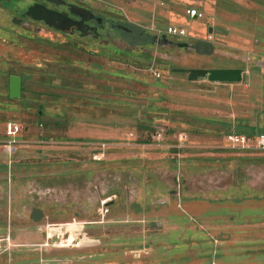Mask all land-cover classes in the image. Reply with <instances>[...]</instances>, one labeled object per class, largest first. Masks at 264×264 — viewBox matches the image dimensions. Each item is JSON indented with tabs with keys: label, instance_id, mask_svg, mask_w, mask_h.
<instances>
[{
	"label": "rangeland",
	"instance_id": "obj_1",
	"mask_svg": "<svg viewBox=\"0 0 264 264\" xmlns=\"http://www.w3.org/2000/svg\"><path fill=\"white\" fill-rule=\"evenodd\" d=\"M164 8L174 24L204 29V20L183 21L186 8L178 3ZM155 22L157 29L173 24ZM216 27L211 55L151 44L149 67L134 53L118 59L97 47L63 52L62 38L48 47L0 36V136L8 122L26 128L42 110L67 119L68 131L58 135L78 140L0 139V264H264V153L232 151L225 139L238 124L264 129V75L249 66L239 84L189 81L191 70L239 63L227 53L238 58L243 43H264V30L224 17ZM65 63L75 74L63 70ZM11 75L23 79L15 111L4 104ZM53 87L69 98L39 97ZM138 124L153 130L133 129ZM35 130L44 137V128ZM147 139L148 146L127 145ZM101 145L105 157L96 162ZM131 153L165 163H126ZM169 190L174 221L143 217L142 204L147 209Z\"/></svg>",
	"mask_w": 264,
	"mask_h": 264
},
{
	"label": "flooded vegetation",
	"instance_id": "obj_2",
	"mask_svg": "<svg viewBox=\"0 0 264 264\" xmlns=\"http://www.w3.org/2000/svg\"><path fill=\"white\" fill-rule=\"evenodd\" d=\"M166 2L178 3L185 10L196 8L202 15L200 19L205 21L204 29L191 32L190 37L183 40L167 36L158 38L150 33L151 18L155 29L160 28L155 25L156 19L166 23L177 20L172 11L173 19L164 14ZM219 17L230 22L239 20L240 24L249 21L256 32L264 30V0H0V36L10 40L16 37L48 47H55L54 39L62 38L58 47L63 52L70 47L81 50L97 47L99 50L108 49L118 59L129 57L132 53L138 58L149 55L146 48L151 44L181 52L190 49L202 57L211 55L217 46L214 36L218 35L216 21ZM181 19L190 21L186 17ZM222 30L228 38L230 28ZM196 32L199 34L195 35ZM54 35L56 37L53 38ZM251 43V47L246 48ZM260 46L264 47V43L259 39L243 43L245 51L241 49L238 58L232 57L231 52L226 55L228 60L237 59L239 63L227 62L216 69L241 70L244 78L246 68L252 66L264 75V53ZM201 47L206 50H201ZM65 227L74 231L73 224Z\"/></svg>",
	"mask_w": 264,
	"mask_h": 264
},
{
	"label": "built area",
	"instance_id": "obj_3",
	"mask_svg": "<svg viewBox=\"0 0 264 264\" xmlns=\"http://www.w3.org/2000/svg\"><path fill=\"white\" fill-rule=\"evenodd\" d=\"M186 16L190 20L200 19L202 17L201 13L196 8H190L186 10ZM155 36L158 38L167 36L169 38H174L177 40H183L185 38L190 37V31H188L184 26L171 24L166 26L164 29H152ZM157 78H161V75H156ZM42 127V126H41ZM161 130H157L155 135L153 136L155 145H157V148H162V135ZM19 133V127L17 125H11L9 124L7 126V135L8 137H11V142H9V145L16 144V137ZM226 141H228L231 144L230 150L232 151H242V152H248V151H259L264 153V133L257 134L253 137H248L246 135H239L235 133H229L225 137ZM103 152H100L99 154L94 155L93 160L96 162H101L104 160L106 145H101ZM11 150V149H10Z\"/></svg>",
	"mask_w": 264,
	"mask_h": 264
},
{
	"label": "crops",
	"instance_id": "obj_4",
	"mask_svg": "<svg viewBox=\"0 0 264 264\" xmlns=\"http://www.w3.org/2000/svg\"><path fill=\"white\" fill-rule=\"evenodd\" d=\"M5 104V108H7V109H9V110H13V111H15V110H17V108H18V104L17 103H14L13 101H11V102H5L4 103ZM9 124H11V125H17L18 127H19V133L17 134V137H16V139H43V137H40V135H36L34 132L36 131L35 130V127H38L39 125L37 124V122H33L31 125H26L25 127L26 128H24V125L23 124H19V123H15V122H8L7 123V126L9 125ZM21 127H23L24 128V130L23 129H21ZM39 128H41V126H39ZM133 129H136V127L134 126V128ZM24 131V132H23ZM39 131V130H38ZM40 131H41V129H40ZM119 133V132H118ZM128 136H134L133 134H130V135H128ZM0 139H13V138H11V137H8V135H7V127H6V135H1L0 136ZM88 139V138H87ZM120 143H114V144H112V145H119ZM121 145V144H120ZM128 146H130V147H132V146H140V145H143V146H148V145H144V144H140L139 142L138 143H136V142H134V144H127ZM115 146V147H116ZM132 155H131V157H135V158H133V159H127V161H126V163H133V162H135V161H141V162H143V161H145V162H148V164H151V165H153V166H157V167H159V165H163L164 163H165V161H161V160H163V159H160V158H158V159H154L153 161H149V160H143V159H136V158H139V157H141V156H136L134 153H131ZM144 163V162H143ZM154 168V169H152V171L153 172H157V171H160L161 173H163L164 175H167V174H169V175H171L172 173H171V171H167V170H163V169H159V168ZM150 172H151V170H149ZM153 172L152 173H150L151 175L153 174ZM162 197L160 198V200L159 199H152L150 202H149V204L147 205V206H145L147 209H144V204H142V209H143V217H145L147 220H151V219H153V218H155V217H161V218H164L165 219V223H172V221H174V220H172V217L173 216H175V214L174 213H172V211L170 210V208H169V204L170 203H175L176 202V200L174 201L173 199H171L172 197H175V194H174V191H172V190H169L168 191V195L166 196V195H161ZM161 201V202H160ZM192 202V201H191ZM151 203V204H150ZM185 203V209H184V211H185V213L187 212V213H190V211L188 210L189 209V206H188V204H187V201L186 202H184ZM160 206H161V208H160ZM168 206V207H167ZM188 207V208H187ZM142 211V210H141ZM137 213H139L138 211H136Z\"/></svg>",
	"mask_w": 264,
	"mask_h": 264
},
{
	"label": "trees",
	"instance_id": "obj_5",
	"mask_svg": "<svg viewBox=\"0 0 264 264\" xmlns=\"http://www.w3.org/2000/svg\"><path fill=\"white\" fill-rule=\"evenodd\" d=\"M78 50V49H77ZM75 50L74 47H71V52L77 51ZM211 52V51H210ZM137 57V56H136ZM138 58V57H137ZM139 58L143 59V61H148V67L151 66V63L153 62V58L149 55H145V56H140ZM72 68V66L67 65V63H65L64 69L65 71H68V74L73 73L75 74V70L74 69H70ZM152 67H150L151 69ZM62 69H60L58 72L63 71ZM79 71H76V74H78ZM62 79H65L64 76L61 77ZM74 79H72L71 81H73ZM54 89H56V92L54 93H50V92H43V95H46L48 97H56V98H64V97H68V95H66L64 93L65 88H63L62 90H60L59 87H53ZM60 90V94L58 93V91ZM8 102H11V100L9 99V95L7 97ZM69 98V97H68ZM25 103H23L24 105ZM36 122L39 126H42V128H44V132L45 135L43 137L42 140L45 141H49L52 139H57V140H63V141H71L72 139H69L66 135L63 136V134L58 135L59 133H66L69 129V123L68 120L65 118H58V117H48V116H44V112L42 110H39L36 114ZM139 131H143V132H150L152 131V126L150 124H138L136 127ZM236 133L239 135H246V136H253L256 133L257 134H262L264 133V129H254L248 126H245L243 124H238L236 126ZM157 131V130H156ZM156 133V132H155ZM78 140L71 141V142H77ZM140 144H144V145H150L152 143V141L150 139H147L145 141H140Z\"/></svg>",
	"mask_w": 264,
	"mask_h": 264
},
{
	"label": "water",
	"instance_id": "obj_6",
	"mask_svg": "<svg viewBox=\"0 0 264 264\" xmlns=\"http://www.w3.org/2000/svg\"><path fill=\"white\" fill-rule=\"evenodd\" d=\"M243 72L237 69H195L189 72V81L196 82L205 79L214 84H239L243 80ZM22 98V79L12 75L9 78V99L11 101Z\"/></svg>",
	"mask_w": 264,
	"mask_h": 264
}]
</instances>
